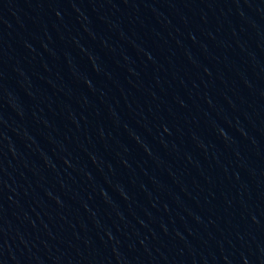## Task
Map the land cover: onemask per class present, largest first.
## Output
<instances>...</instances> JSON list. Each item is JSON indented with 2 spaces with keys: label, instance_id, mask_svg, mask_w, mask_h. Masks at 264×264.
I'll use <instances>...</instances> for the list:
<instances>
[{
  "label": "water",
  "instance_id": "water-1",
  "mask_svg": "<svg viewBox=\"0 0 264 264\" xmlns=\"http://www.w3.org/2000/svg\"><path fill=\"white\" fill-rule=\"evenodd\" d=\"M0 264H264V0H0Z\"/></svg>",
  "mask_w": 264,
  "mask_h": 264
}]
</instances>
